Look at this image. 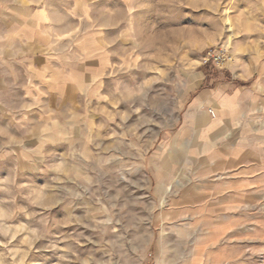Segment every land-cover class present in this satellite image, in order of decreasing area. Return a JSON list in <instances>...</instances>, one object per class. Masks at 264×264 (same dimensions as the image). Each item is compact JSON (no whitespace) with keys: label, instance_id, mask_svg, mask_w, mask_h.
Returning <instances> with one entry per match:
<instances>
[{"label":"clouds","instance_id":"clouds-1","mask_svg":"<svg viewBox=\"0 0 264 264\" xmlns=\"http://www.w3.org/2000/svg\"><path fill=\"white\" fill-rule=\"evenodd\" d=\"M0 7L8 10L7 3ZM185 8L214 15L193 16ZM41 12L50 25L59 26L60 38L51 26L37 25L18 43L5 37L0 44V264H16L17 257L9 261L8 245L21 226L33 244L49 241L46 250L57 254L54 264H157V256L159 264H177L163 260L164 249L158 241L154 245L156 230L163 235V226L171 222L164 211L175 194V179L158 175L155 157L127 119L161 102L173 111L180 104L172 93L162 96L159 88L141 84L131 69L142 68L140 60H147L158 31L173 28L181 17L195 22L170 35L186 40L211 22L219 42L225 24L242 31L238 21L243 20L264 47V0H39V12L29 19H39ZM109 22L115 30L103 31ZM64 32L71 36L62 44ZM221 54L211 51L208 58ZM216 67H229L233 75L225 81L221 74L211 95L236 87L232 81L238 79L230 66ZM249 69L264 77V61ZM180 71L178 65L176 78L164 81L173 90L192 91L196 81L206 83L199 73L181 77ZM102 100L106 118L98 120ZM121 104L127 105L123 120L117 110ZM152 122L141 117L139 126ZM159 127L167 137L168 126ZM149 175L160 185L156 199L136 200L133 190L150 184H133L132 177ZM70 225L78 228L64 234L63 247L51 241L53 229ZM83 244L93 247L84 252ZM154 247L157 251H150Z\"/></svg>","mask_w":264,"mask_h":264},{"label":"rangeland","instance_id":"rangeland-1","mask_svg":"<svg viewBox=\"0 0 264 264\" xmlns=\"http://www.w3.org/2000/svg\"><path fill=\"white\" fill-rule=\"evenodd\" d=\"M183 11L193 10L185 8ZM201 14L214 15L208 9L193 11V16ZM229 15L234 14L230 12ZM194 22L192 17H181L173 28L159 30L153 47L146 53L147 60H140L142 68L131 69L141 84L159 88L162 96L172 93L180 104L179 110L173 111L171 105L161 102L156 109H142L127 119V126L137 129L141 143L149 147L148 155L155 157L158 175L175 179V194L167 198L164 211L171 222L163 226V235L156 230L154 245L158 241L160 249H164L163 260L176 259L177 264H264V77L258 82L249 69V65L264 59L256 57L255 33L243 20L238 21L242 31L234 32L225 24L219 42L211 22L202 25V34H193L186 40L169 34ZM111 23L102 30L114 31ZM50 26L57 32L58 25ZM60 35L57 32L58 38ZM70 36V32H64L61 43H67ZM219 44L231 48L234 55L231 67L238 77L232 81L237 89L233 87L218 93L220 115L202 104L192 108L199 92L214 90L221 82V74L225 81L232 80L233 74L228 70L213 71L202 64L204 51ZM112 62H117L115 57ZM178 65L181 77L199 73L206 83L196 81L192 91L173 90L172 85L164 81L176 78ZM245 71L247 78H241L238 74ZM234 94L232 99L230 96ZM105 103L100 102L98 120L106 118ZM26 107L35 110L31 103H26ZM107 107L112 109L113 106ZM126 108V104L119 105L120 120L125 119ZM210 111L215 113L216 119ZM141 117L153 122L140 127ZM231 117L236 120H229ZM162 123L168 126L167 137L160 132ZM181 125L186 126L182 128ZM145 180L150 188H136L132 196L141 202L154 201V193L160 191L156 179L151 175L139 179L132 177L133 184ZM77 228L70 225L53 229L50 239L61 241L63 247L64 234ZM147 230L152 231L151 228ZM79 231L91 236L86 229ZM11 237L9 261L12 257L18 258L16 264H54L56 261V252L46 250L49 241L33 244L31 234H26L23 226ZM3 239L0 235V241ZM91 247L93 245L83 244L81 250L86 252ZM150 251L157 249L154 247ZM3 252L0 247V253ZM160 259L156 257L157 264Z\"/></svg>","mask_w":264,"mask_h":264},{"label":"crops","instance_id":"crops-1","mask_svg":"<svg viewBox=\"0 0 264 264\" xmlns=\"http://www.w3.org/2000/svg\"><path fill=\"white\" fill-rule=\"evenodd\" d=\"M3 3L8 4V10L5 11L2 7H0V44L4 43L5 37L8 38V41L10 43H18L21 39L31 36V32L28 30L33 28L34 26L39 25L41 30H44L48 27V25H50L49 17L42 12L39 13V19L37 20L29 19V17L32 16L33 13L39 12V0H0V4ZM257 39H258V34L255 33L254 40L256 44V48H255L256 57L264 59V47H261L256 42ZM228 71L233 74L231 70ZM244 74H238V75L241 78H247L246 71ZM262 78L263 77H259L257 81L259 82ZM214 91L215 89L207 90V91L204 90L199 92L196 98L193 100L192 108L195 105L197 106L199 104H202L205 105L207 108H209V110L212 109V111L214 110L218 114V110H219L218 93H216L215 95L210 94ZM230 97L234 99L235 94L231 95ZM231 111H233V108L231 109ZM214 118L216 119L215 113H214ZM233 119L236 120V118L234 117L229 118V120H233Z\"/></svg>","mask_w":264,"mask_h":264},{"label":"built area","instance_id":"built-area-1","mask_svg":"<svg viewBox=\"0 0 264 264\" xmlns=\"http://www.w3.org/2000/svg\"><path fill=\"white\" fill-rule=\"evenodd\" d=\"M211 51H219L222 54L217 56V57H213V58L209 59L208 53ZM226 56H227V59L225 58ZM213 60H215V64L213 63ZM202 61H204L202 64L204 66L208 67L209 69H211L213 71L223 72V71L229 70V67L218 68V67H216V65H227V66L231 67L233 62H234V55H233L230 47H228L227 45H224V44H219V45L207 48L204 51V54L202 56ZM210 113L213 115L212 111H210Z\"/></svg>","mask_w":264,"mask_h":264},{"label":"bare ground","instance_id":"bare-ground-1","mask_svg":"<svg viewBox=\"0 0 264 264\" xmlns=\"http://www.w3.org/2000/svg\"><path fill=\"white\" fill-rule=\"evenodd\" d=\"M213 113V112H212ZM213 116H214V114H213Z\"/></svg>","mask_w":264,"mask_h":264}]
</instances>
